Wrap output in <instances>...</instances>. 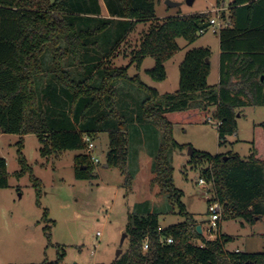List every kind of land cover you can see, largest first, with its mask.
<instances>
[{"label":"trees","instance_id":"1","mask_svg":"<svg viewBox=\"0 0 264 264\" xmlns=\"http://www.w3.org/2000/svg\"><path fill=\"white\" fill-rule=\"evenodd\" d=\"M230 14L231 24L218 33L219 83L208 82L210 48H193L180 65L179 89L160 93L139 75L131 77L129 67L140 69L151 56L156 63L150 76L164 81L165 63L180 49L177 39L196 42L209 24V11L160 19L156 0H0V133L35 134L44 156L81 151L74 160L80 179L93 177L97 165L85 151L84 134H108L107 163L119 166L127 183L136 176L141 149L153 158L151 183L167 203L135 205L126 229L130 251L110 264H264V251L225 250L230 235L208 238L198 232L173 178L171 153L186 147L174 138L176 125L217 122L223 146L237 134L245 106H264V0H233ZM140 22L151 26L131 51L130 64L115 67L113 58ZM191 162L203 166L201 178L223 205L222 219L232 214L254 223L264 215V122L254 127L249 156L195 150ZM32 178L39 195V180ZM8 186L7 159L0 156V188ZM177 205L187 221L161 228V215Z\"/></svg>","mask_w":264,"mask_h":264},{"label":"rangeland","instance_id":"2","mask_svg":"<svg viewBox=\"0 0 264 264\" xmlns=\"http://www.w3.org/2000/svg\"><path fill=\"white\" fill-rule=\"evenodd\" d=\"M54 1V0H52ZM167 0H156V15L173 13L191 14L209 11L218 5L217 0H186L176 7H169ZM232 0H225L226 6ZM150 25L140 22L120 48L113 65L126 67L131 61V51L140 45L144 32ZM219 34L208 31L196 42L189 43L185 38L177 39L180 46L165 66L167 78L155 81L149 70L155 66V59L148 56L140 69L131 65V77L139 75L140 80L160 93H172L179 89L180 65L186 53L199 47H209L212 52V73L209 84L215 83L218 75ZM130 92L138 97L140 92ZM131 98V97H130ZM131 99L130 103L134 104ZM216 106L211 107L214 111ZM238 117L237 134L228 137V142L220 146L216 123L176 125L174 138L184 149L172 151L173 178L182 191V202L187 212L193 214L202 225L205 237L214 238L221 232L230 235L224 249L259 253L264 251V215L250 223L232 214L221 221V229L210 230L208 198L213 196L210 184L200 183L203 166L195 167L189 147L211 154L239 153L247 157L251 152L254 127L264 122V106H245ZM94 154L100 163L94 165V176L87 179L75 175V156L81 151L64 150L44 156L41 142L35 134L23 138L13 133H0V156L7 159L9 186L0 188V264H31L62 260L68 264H110L119 256L130 251L129 235L123 240L129 223L128 214L137 203L149 201L153 207H164L166 197L159 195L157 185H152L153 158L141 149L138 154V170L134 180L127 183L126 174L119 166L107 163L109 137L100 133L94 138ZM20 156L25 159L23 167ZM20 173V175H19ZM41 192L38 195L37 182ZM187 215L175 206L173 213L161 215V228L185 223ZM98 232H101L98 235ZM118 256V257H119Z\"/></svg>","mask_w":264,"mask_h":264},{"label":"built area","instance_id":"3","mask_svg":"<svg viewBox=\"0 0 264 264\" xmlns=\"http://www.w3.org/2000/svg\"><path fill=\"white\" fill-rule=\"evenodd\" d=\"M212 11H214V16L210 17L208 26L202 28L199 32L201 34H205L208 31H213L214 33H219L221 29L229 26L231 24L232 18L230 14V4L228 6L225 5L224 1L216 5ZM213 123L214 121H211ZM83 142L85 144V151L90 155V158L94 164L100 163V159L94 154L95 150V142L91 135L84 134L82 136ZM200 183L203 185L210 184L204 178L200 179ZM213 197V196H212ZM208 198V213L210 214V230L219 229L220 222L222 221V213H223V205L216 199ZM101 232H98L100 235ZM173 238L168 237L167 242H172ZM149 248V237L145 239L144 249L147 250ZM239 250V249H237Z\"/></svg>","mask_w":264,"mask_h":264},{"label":"crops","instance_id":"4","mask_svg":"<svg viewBox=\"0 0 264 264\" xmlns=\"http://www.w3.org/2000/svg\"><path fill=\"white\" fill-rule=\"evenodd\" d=\"M222 1H225V0H222ZM233 1V0H232ZM231 1V2H232ZM251 1H253V0H251ZM230 2V3H231ZM217 3H218V0H217ZM216 3V4H217ZM173 8V7H172ZM201 12H207V11H201ZM194 13H197V12H194ZM179 14H181V13H179V12H177V13H173V14H170L169 12H168V14H166V15H164L163 17H158V18H160V19H162V18H165V17H168V16H172V15H179ZM145 25L147 26H149L150 25V22H145ZM133 32H131L130 34H132ZM129 34V35H130ZM129 35L127 36V38L129 37ZM219 46H220V40H219ZM220 54H221V48L219 47V53H218V56H219V60H218V67H219V69H218V75H217V81L215 82V83H213V84H211V85H217L218 83H219V79H220ZM118 56V55H117ZM146 59V58H145ZM212 59H213V56L211 55V59H210V63H211V72H210V75H211V73H212V69H213V63H212ZM144 62V61H143ZM114 63V62H113ZM143 64V63H142ZM133 66H135V64H132ZM142 66V65H141ZM210 75H209V77H210ZM209 79V78H208ZM210 85V84H209ZM242 116V115H241ZM241 116H239V117H241ZM250 155V154H249ZM248 155V156H249ZM109 166V165H108ZM203 229V228H202ZM237 249H239L240 250V248H237ZM236 249V250H237ZM118 258V257H117ZM116 258V259H117ZM115 259V260H116ZM114 260V261H115Z\"/></svg>","mask_w":264,"mask_h":264},{"label":"water","instance_id":"5","mask_svg":"<svg viewBox=\"0 0 264 264\" xmlns=\"http://www.w3.org/2000/svg\"><path fill=\"white\" fill-rule=\"evenodd\" d=\"M194 1H195V0H186V2H187L188 4H190V5L193 4ZM166 3H167V5H168L169 7H176V6H179V5L182 4V2H180V1H173V0H167ZM208 61H210V60H208ZM262 79H264V76L262 77ZM239 116H240V114H238V117H239ZM194 151H195V149H194L193 147L190 146L189 149H188V154H189L190 156H192V155H194ZM106 166H108V164H106ZM197 230H198V232L202 233L203 229H202V225H201V224H198V225H197ZM126 235H127V233H124V235H123V240H124V238H125ZM121 251H122V250H119V251H118L117 257L119 256V254L121 253Z\"/></svg>","mask_w":264,"mask_h":264}]
</instances>
